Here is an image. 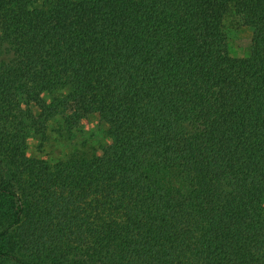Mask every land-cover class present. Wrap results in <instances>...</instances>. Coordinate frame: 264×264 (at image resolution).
I'll use <instances>...</instances> for the list:
<instances>
[{
  "label": "trees",
  "instance_id": "trees-1",
  "mask_svg": "<svg viewBox=\"0 0 264 264\" xmlns=\"http://www.w3.org/2000/svg\"><path fill=\"white\" fill-rule=\"evenodd\" d=\"M0 264H264V0H0Z\"/></svg>",
  "mask_w": 264,
  "mask_h": 264
},
{
  "label": "rangeland",
  "instance_id": "rangeland-1",
  "mask_svg": "<svg viewBox=\"0 0 264 264\" xmlns=\"http://www.w3.org/2000/svg\"><path fill=\"white\" fill-rule=\"evenodd\" d=\"M232 21V15L229 16ZM228 34H229V50L231 54L235 56L247 57L251 55V45L254 35L253 28L248 25H234L229 22ZM34 113H38V108L35 104H32ZM58 121L52 120L51 126L57 128ZM110 125L103 121L99 113H93L76 127L71 133L70 137H65L56 131L50 133V137L45 144H43L38 138L32 137L29 141V153L44 157L52 162L63 158L71 150L73 144H77L82 141H89L96 147L105 146L110 142L108 137ZM75 137V138H73Z\"/></svg>",
  "mask_w": 264,
  "mask_h": 264
}]
</instances>
